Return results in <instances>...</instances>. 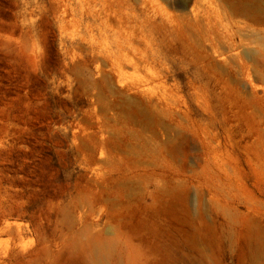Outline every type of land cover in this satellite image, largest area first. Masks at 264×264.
Instances as JSON below:
<instances>
[{"label":"rangeland","instance_id":"1","mask_svg":"<svg viewBox=\"0 0 264 264\" xmlns=\"http://www.w3.org/2000/svg\"><path fill=\"white\" fill-rule=\"evenodd\" d=\"M261 21L0 0V264H264Z\"/></svg>","mask_w":264,"mask_h":264},{"label":"bare ground","instance_id":"2","mask_svg":"<svg viewBox=\"0 0 264 264\" xmlns=\"http://www.w3.org/2000/svg\"><path fill=\"white\" fill-rule=\"evenodd\" d=\"M168 3L178 8L182 14L194 20L197 24L203 23L209 29L211 27L215 30L218 29L219 33L221 28L222 31L228 28L226 27L228 23H234V26L239 29L250 27L245 23V20L254 23L264 21L263 0H168ZM201 12H203L202 15H200ZM225 19L226 22L229 19L226 24L222 22ZM240 19L243 21H240ZM213 28L211 29L213 30Z\"/></svg>","mask_w":264,"mask_h":264}]
</instances>
